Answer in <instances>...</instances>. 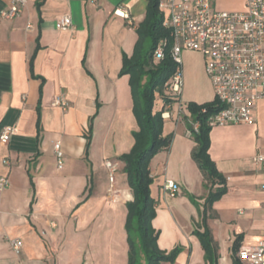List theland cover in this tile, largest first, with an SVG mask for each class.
Masks as SVG:
<instances>
[{"label": "crops", "instance_id": "crops-1", "mask_svg": "<svg viewBox=\"0 0 264 264\" xmlns=\"http://www.w3.org/2000/svg\"><path fill=\"white\" fill-rule=\"evenodd\" d=\"M11 2L0 0V12ZM245 3L215 0L213 10L244 11ZM146 9L147 0H28L19 17H0V135L14 128L10 141L0 142V177L9 180L0 191V264H128L126 205L133 193L118 158L132 149L138 126L121 68ZM64 16L73 22L65 32L58 29ZM182 71L180 101L165 108L170 118L163 134L173 135L171 147L150 163L158 200L153 225L162 250L183 249L173 264H206L194 231L208 192L182 105L212 102L214 94L205 63L186 62ZM56 97L69 107L54 106ZM254 112V125L210 133V157L226 180V193L207 219L218 264H233L236 243L252 246L264 236V173L252 162L264 152V100ZM56 143L64 153L62 170ZM107 161L118 164L115 203L107 196ZM167 181L178 185L175 196L165 190ZM17 239L19 253L12 246Z\"/></svg>", "mask_w": 264, "mask_h": 264}, {"label": "trees", "instance_id": "trees-1", "mask_svg": "<svg viewBox=\"0 0 264 264\" xmlns=\"http://www.w3.org/2000/svg\"><path fill=\"white\" fill-rule=\"evenodd\" d=\"M160 0H147L145 18L137 27L138 40L132 55H123L121 75L129 76L133 99V113L138 131L134 132V145L129 153L118 159L124 163L127 183L132 190L133 200L128 202L125 231L128 241V264L175 263L182 252L176 247L167 252L159 247V231L153 222L157 215L158 200L152 196L154 180L150 173V163L154 156L168 150L173 135L164 136L163 113L165 108L180 101V94H172L167 84L174 76L178 65L171 55L173 39L169 29L164 27V16L159 8ZM39 6L41 3L38 4ZM163 46V58H156V51ZM156 93L164 102V109L154 112ZM189 113L187 129L196 143L193 159L200 169L204 188L208 192L201 212V224L194 231L205 252L206 264H218V250L207 226L208 213L212 204L226 193V180L211 159L210 119L224 107L217 101L204 104L188 103L182 105ZM198 129L195 131L194 126ZM38 131L40 113H38ZM90 125L87 137L90 139ZM192 201L198 204L194 199ZM238 243L233 249V264H243L237 257Z\"/></svg>", "mask_w": 264, "mask_h": 264}, {"label": "built area", "instance_id": "built-area-1", "mask_svg": "<svg viewBox=\"0 0 264 264\" xmlns=\"http://www.w3.org/2000/svg\"><path fill=\"white\" fill-rule=\"evenodd\" d=\"M27 1L12 0L11 5L0 12V17L4 20L19 17ZM214 2L215 0H160L163 25L170 30L173 39L171 55L178 65L166 86L170 93L181 95L184 86L182 54L184 51L197 52L204 58L214 100L224 107L210 119L211 127L254 125L255 106L264 100V0H246L245 10L236 12L213 10ZM116 14L128 17L121 10H117ZM72 26L70 16L58 20L60 31H68ZM156 58H163V46L157 49ZM53 105L63 109L69 107L64 97H56ZM169 118L170 114L164 112L163 119ZM194 128L197 131V125ZM13 133V127L4 128L0 142L7 144ZM55 155L58 169L62 170L64 153L61 143H56ZM252 162L264 173V152L253 156ZM105 167L109 181L107 196L115 203L119 195L116 188L118 164L107 161ZM8 184V178L0 177V191ZM262 189L264 190V185ZM165 190L175 196L179 187L167 181ZM12 246L19 253L23 243L17 239ZM237 257L243 264H264V236L255 245L240 247Z\"/></svg>", "mask_w": 264, "mask_h": 264}, {"label": "rangeland", "instance_id": "rangeland-1", "mask_svg": "<svg viewBox=\"0 0 264 264\" xmlns=\"http://www.w3.org/2000/svg\"><path fill=\"white\" fill-rule=\"evenodd\" d=\"M190 53H193V54H190ZM191 56L194 58H190ZM197 57L199 58L197 59ZM202 57L203 56L197 52L184 51L182 54V67H184L186 62H192L194 65H196L197 63L201 64L202 62L204 63V58ZM155 96H156V100L154 103V112L163 110L164 109L163 100L159 97L158 93H156ZM116 188L118 189L117 184H116Z\"/></svg>", "mask_w": 264, "mask_h": 264}]
</instances>
